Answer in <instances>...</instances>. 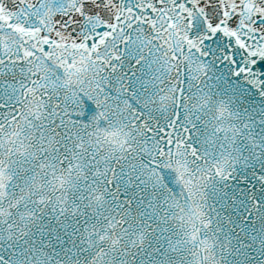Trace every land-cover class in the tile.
<instances>
[{
  "label": "snow or ice",
  "instance_id": "snow-or-ice-1",
  "mask_svg": "<svg viewBox=\"0 0 264 264\" xmlns=\"http://www.w3.org/2000/svg\"><path fill=\"white\" fill-rule=\"evenodd\" d=\"M0 264H264V0H0Z\"/></svg>",
  "mask_w": 264,
  "mask_h": 264
}]
</instances>
